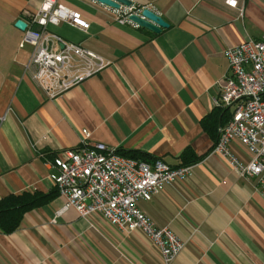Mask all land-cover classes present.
Returning <instances> with one entry per match:
<instances>
[{"label":"crops","instance_id":"1","mask_svg":"<svg viewBox=\"0 0 264 264\" xmlns=\"http://www.w3.org/2000/svg\"><path fill=\"white\" fill-rule=\"evenodd\" d=\"M149 8L168 28L155 34L119 24L92 0H58L88 22L48 31L109 65L64 95L47 99L24 72L31 48L14 27L42 0H0V202L40 194L48 201L0 232V264H162L140 231H122L99 214L80 217L55 193L49 176L61 152L87 143L140 152L171 168L199 159L137 207L156 228H168L184 249L173 264H264V192L213 152L230 110L215 107L228 74L224 52L264 35V0H129ZM232 155L247 164L238 142ZM186 152L185 160L182 155Z\"/></svg>","mask_w":264,"mask_h":264},{"label":"built area","instance_id":"2","mask_svg":"<svg viewBox=\"0 0 264 264\" xmlns=\"http://www.w3.org/2000/svg\"><path fill=\"white\" fill-rule=\"evenodd\" d=\"M225 3L237 7L236 1ZM140 11L121 7L113 13L119 24L137 27L128 18ZM20 20L26 26L22 42L31 48L24 72L47 99L64 95L109 65L79 44L66 43L48 31V26L60 23L82 32L89 29L79 12L62 6L58 0H42L38 11L25 12ZM224 55L228 74L218 83L214 105L230 110V117L219 128L212 150L264 192V35L230 47ZM82 135L76 149L59 153L50 164L55 172L49 179L64 200L59 214L72 208L82 218L99 214L119 230L140 231L159 249L162 264H173L184 243L168 228L154 227L137 203L150 201L165 186L187 176L190 167L171 168L160 160L148 164L127 159L103 144L89 145L86 130ZM233 142L247 150V164L232 155L228 146Z\"/></svg>","mask_w":264,"mask_h":264},{"label":"trees","instance_id":"3","mask_svg":"<svg viewBox=\"0 0 264 264\" xmlns=\"http://www.w3.org/2000/svg\"><path fill=\"white\" fill-rule=\"evenodd\" d=\"M218 138V135H217ZM216 138V141H217ZM215 141V143H216ZM115 153L121 157L135 160L138 162H144L152 164L151 160L147 155L140 152H123L116 150ZM186 152L182 155V159L185 160ZM199 159H194L191 161H185L180 167H190L195 164ZM57 194V190L55 189ZM49 197L42 196L40 194H23L20 196H11L0 202V232L4 234H9L15 231L22 219V216L27 211L39 207L45 202H47Z\"/></svg>","mask_w":264,"mask_h":264},{"label":"water","instance_id":"4","mask_svg":"<svg viewBox=\"0 0 264 264\" xmlns=\"http://www.w3.org/2000/svg\"><path fill=\"white\" fill-rule=\"evenodd\" d=\"M103 6L113 10H118L121 7L132 8V3L129 0H92ZM133 24L139 28L146 29L152 33H159L162 29L168 28V24L155 12L149 8L141 9L138 14H131L128 18ZM14 27L23 32L25 30V23L22 20H17Z\"/></svg>","mask_w":264,"mask_h":264},{"label":"snow or ice","instance_id":"5","mask_svg":"<svg viewBox=\"0 0 264 264\" xmlns=\"http://www.w3.org/2000/svg\"><path fill=\"white\" fill-rule=\"evenodd\" d=\"M229 2L231 3V2H234V0H229Z\"/></svg>","mask_w":264,"mask_h":264}]
</instances>
